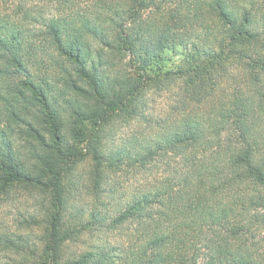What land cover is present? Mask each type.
I'll list each match as a JSON object with an SVG mask.
<instances>
[{
    "label": "trees",
    "instance_id": "1",
    "mask_svg": "<svg viewBox=\"0 0 264 264\" xmlns=\"http://www.w3.org/2000/svg\"><path fill=\"white\" fill-rule=\"evenodd\" d=\"M14 10L0 12V201L39 192L45 213L21 221L40 228V246L6 230L0 251L16 264H264V0H22ZM177 81L181 106L145 117L148 139L109 150V121L138 116L153 83ZM166 153L178 157L171 173L119 195L118 168ZM89 233L98 244L68 252Z\"/></svg>",
    "mask_w": 264,
    "mask_h": 264
},
{
    "label": "rangeland",
    "instance_id": "2",
    "mask_svg": "<svg viewBox=\"0 0 264 264\" xmlns=\"http://www.w3.org/2000/svg\"><path fill=\"white\" fill-rule=\"evenodd\" d=\"M22 0H0V12H5L9 16L15 15V7ZM33 1V0H32ZM44 0H35V2H42ZM91 0H75L76 4H86ZM7 11V12H6ZM129 59H125L122 64L123 69L129 71L131 66L128 65ZM128 65V66H127ZM176 84H172V86L168 85V83L158 85L157 82L153 83L148 90H146L145 98L142 96L139 98L138 102L142 106L141 113L132 118L124 119L121 117H114L108 123V130L111 132L106 141L109 144V150H117L120 146L125 144L129 145L130 142L134 138L138 140L148 139L151 136V133H154L153 128L146 122L145 117L147 118L151 116V118L158 117H166L171 113H174L181 105V100L184 99L183 91L185 90V85L181 82H175ZM147 100V101H146ZM144 107L143 104H145ZM0 125L4 126V122H0ZM25 139H23L24 141ZM21 140V144L23 143ZM131 148V147H129ZM84 152L86 149L84 148ZM25 157L28 158L27 153H25ZM177 156L172 153H166L164 155H159L157 160L152 166H149L142 170V168H118L117 174H114L115 183L119 185V195H124V193H131L132 191L137 190L141 184L145 181L149 175L154 172L156 175L159 174H168L171 173L175 163L177 162ZM81 172L87 174L91 168V159L90 156L88 159L83 162L80 166ZM122 171V172H121ZM44 197V196H43ZM43 197L39 192L35 191H16L0 201V231H16L20 230L18 234L26 235L30 238L33 243L37 246L39 245V236L41 235V230L37 226L32 228L21 225V221L24 218L29 219L30 216H38L40 220L43 217L44 209H42L41 205L43 202ZM46 198V197H45ZM85 206H91L94 203L93 198L85 197L83 199ZM112 205L110 208L112 210L115 209L116 204H119L117 200H111ZM117 212H114L116 214ZM112 216V213H110ZM135 225V223H134ZM133 225V226H134ZM132 225H130L131 227ZM100 232V231H99ZM98 232V233H99ZM94 234L96 236H100L103 240H110L113 242L114 240H121L120 233H106L101 231L100 234ZM92 233L86 234L83 236L78 242H70L68 244V252L71 254H78L91 246L92 244H98V239L94 237ZM114 241V242H116ZM11 258H14V262L18 261L20 258L13 251H0V261L2 264H13ZM16 264V263H14Z\"/></svg>",
    "mask_w": 264,
    "mask_h": 264
}]
</instances>
